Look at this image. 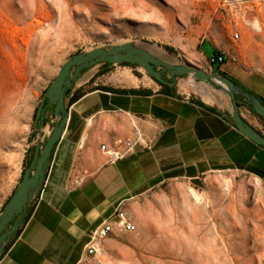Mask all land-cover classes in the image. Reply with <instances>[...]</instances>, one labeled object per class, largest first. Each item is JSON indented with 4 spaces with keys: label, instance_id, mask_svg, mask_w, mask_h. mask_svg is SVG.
I'll return each mask as SVG.
<instances>
[{
    "label": "crops",
    "instance_id": "crops-1",
    "mask_svg": "<svg viewBox=\"0 0 264 264\" xmlns=\"http://www.w3.org/2000/svg\"><path fill=\"white\" fill-rule=\"evenodd\" d=\"M103 1L110 15L113 9L120 12L104 28L155 41L167 40L172 28V0ZM248 17L253 24L262 26L263 33H255L253 26L242 30L241 47L242 54L248 55L247 66L229 56L218 69L210 65L212 55L207 56L201 47L205 42L213 50L217 46L204 36L189 39L187 59L205 70L209 66L212 71L226 73L264 100V8ZM256 53L259 58L253 56ZM96 72L73 83L69 97L74 92L79 97L70 105L71 128L67 130L68 120L53 151L42 191L27 207L18 230L0 256V264H77L84 256L89 233L118 206L172 179L202 187L218 180V173L237 171L264 190V147L234 125L228 95L223 94L222 103H218L178 88L174 94L166 93L149 76L142 75L137 80L131 69L120 64H111V71L94 77ZM120 72L127 77L118 80ZM98 86L126 92L104 91ZM240 111L264 134L257 115L244 106ZM118 140H132L133 146L111 161L107 151L125 149L126 145ZM27 150L28 146L20 157L21 165ZM79 176L84 177V182L75 185ZM102 256L97 257L98 264H113L108 255Z\"/></svg>",
    "mask_w": 264,
    "mask_h": 264
},
{
    "label": "rangeland",
    "instance_id": "rangeland-1",
    "mask_svg": "<svg viewBox=\"0 0 264 264\" xmlns=\"http://www.w3.org/2000/svg\"><path fill=\"white\" fill-rule=\"evenodd\" d=\"M172 2L167 40L155 41L104 28L120 12L113 9L110 15L103 0H0V204L22 178L20 169L27 166L21 165L24 150L30 147L27 157H31L39 134L47 138L56 122L49 106L44 111L47 121L43 126L38 122L40 131L34 126L45 90L69 57L135 42L172 62L192 63L186 52L189 39L204 36L214 44L227 39L216 11L219 0ZM39 33L43 35L38 38ZM201 51L209 56L213 47L205 42ZM121 67L131 69L136 78L149 76L141 66ZM93 70L98 65L84 71L76 82ZM206 71L218 73L209 66ZM126 75L120 72L116 78ZM174 84L199 98L203 97L197 89L206 87L218 103L225 94L190 75L178 76ZM68 101L69 97L67 105ZM219 174L213 184L202 187L172 179L125 202L121 207L131 214L138 230L113 233L102 253L107 251L113 264H264V190L244 173ZM190 187L203 193L206 203L196 204Z\"/></svg>",
    "mask_w": 264,
    "mask_h": 264
},
{
    "label": "water",
    "instance_id": "water-1",
    "mask_svg": "<svg viewBox=\"0 0 264 264\" xmlns=\"http://www.w3.org/2000/svg\"><path fill=\"white\" fill-rule=\"evenodd\" d=\"M123 62L143 67L148 74L161 82L174 83L178 76L190 75L197 81L219 87L232 100L231 118L233 123L254 142L264 147V134L245 119L236 97L240 95L245 98L255 112L263 118L264 103L256 94L245 90L230 77L211 73L187 61L178 63L166 60L150 47L135 42L106 45L86 52H79L69 57L60 66L57 76L50 83L39 105L34 121L36 130L40 131V128L37 127L38 122L39 126L44 125L45 106L43 104L45 100H47V105L53 108L56 122L47 138L43 139V134H39L31 162L25 168L13 194L0 211V256L14 232L18 230L27 207L40 195L47 179L53 148L59 143L69 120V107L65 99L67 87L75 83L83 71L89 70L95 65L100 63L121 64ZM164 73H166V78H164Z\"/></svg>",
    "mask_w": 264,
    "mask_h": 264
},
{
    "label": "built area",
    "instance_id": "built-area-1",
    "mask_svg": "<svg viewBox=\"0 0 264 264\" xmlns=\"http://www.w3.org/2000/svg\"><path fill=\"white\" fill-rule=\"evenodd\" d=\"M264 8V0H219L216 7L220 17V23L227 32V39L215 43L217 46V54L211 56L208 60L209 64H217L226 61L227 56L234 61L240 62L241 65L247 66L249 63L248 55H243L241 41L242 30L253 26L255 33L262 34V26H257L253 19L248 17L249 13L259 12ZM259 58L258 54H254ZM259 70L258 66H250ZM261 71V70H260ZM71 106L69 107L70 110ZM118 143H124V150L107 151L109 160L113 161L120 155L130 150L133 146L132 140H118ZM105 149V145L101 146ZM84 182V177L79 176L74 180L75 185H80ZM138 227L132 220L131 214L126 212L121 206H118L112 215L104 219L96 226L88 235V239L84 243V256H81L77 264H97L98 255L104 249V242L115 232H137Z\"/></svg>",
    "mask_w": 264,
    "mask_h": 264
},
{
    "label": "trees",
    "instance_id": "trees-1",
    "mask_svg": "<svg viewBox=\"0 0 264 264\" xmlns=\"http://www.w3.org/2000/svg\"><path fill=\"white\" fill-rule=\"evenodd\" d=\"M165 48L168 50V51H170V52H173V48H171V47H169V46H165ZM217 54V51L216 50H213V54H212V56H215ZM223 63H225V61L224 62H221V63H215V64H212V65H216L217 67H216V69H218V67L221 65V64H223ZM120 65H123V66H138V65H136V64H131V63H128V62H123V63H121ZM110 67H111V64H104V63H100V64H98V70H97V72L95 73V75H94V77H98V76H101V75H103V74H105V73H107L109 70H110ZM84 72V71H83ZM82 72V73H83ZM218 72V71H217ZM81 73V74H82ZM220 75H224V76H228L226 73H224V72H222V73H220V72H218ZM81 74L79 75V77L81 76ZM154 81H156L158 84H160L161 85V87H162V91L163 92H166V93H171V94H174L175 93V91H176V86H175V84L174 83H171V82H161L160 80H158V79H156L155 77H153V76H151L150 74H148ZM78 77V78H79ZM229 77V76H228ZM231 78V77H230ZM232 79V78H231ZM233 80V79H232ZM234 81V80H233ZM235 83H237L236 81H234ZM238 84V83H237ZM240 85V84H239ZM72 86H73V84H71V85H69L68 87H67V89H66V94H65V99L66 98H68L69 97V95H70V92H71V89H72ZM241 86V85H240ZM242 88H244L245 90H247V91H249V92H251L250 90H248L247 88H245V87H243V86H241ZM97 89H100V90H104V91H111V92H115V93H125L126 92V90H120V89H115V88H111V87H108V86H98V88ZM47 90V89H46ZM46 90H45V92H46ZM130 92H134V93H140V92H144V93H147L149 90H129ZM45 92H44V94H45ZM80 95V94H79ZM82 95V94H81ZM79 96L77 95V93L76 92H74L73 93V95L72 96H70L69 97V101H68V107L70 106V105H72V103H74L75 101H76V99L78 98ZM237 102H238V105H239V107H241V106H244V107H246L247 109H249L253 114H255V115H257L261 120H262V123H263V125H264V118L263 117H261L259 114H257L256 112H255V110L252 108V106L250 105V104H248V102H247V100L245 99V98H243L242 96H240V95H238L237 97ZM259 99L264 103V100L261 98V97H259ZM199 103L200 104H203L202 102H200L199 101ZM43 106H45V108L44 109H46V108H49V106L47 105V100H45L44 101V104H43ZM38 113V112H37ZM36 116H37V114H36ZM36 118V117H35ZM47 121V119L45 118L44 119V123ZM71 123H72V114H71V116H70V120H69V124H68V127H67V130L69 131L70 130V128H71ZM235 125V124H234ZM236 126V125H235ZM55 147H56V145L54 146V148H53V151H54V149H55ZM34 149H35V146L33 147V150H32V156L31 157H27V153H28V151L29 150H31V148L29 147L28 148V150H27V153H26V156H25V158H24V163L25 164H27V165H29V163L31 162V160H32V157H33V154H34ZM24 170H25V168L22 170V175H23V173H24ZM14 192V191H13ZM13 192H12V194H13ZM11 194V195H12ZM11 197V196H10ZM9 197V198H10ZM8 198V199H9ZM7 199V200H8ZM7 200L5 201V203L7 202ZM4 203V204H5ZM3 204V205H4ZM3 207V206H2ZM2 209V208H1Z\"/></svg>",
    "mask_w": 264,
    "mask_h": 264
},
{
    "label": "bare ground",
    "instance_id": "bare-ground-1",
    "mask_svg": "<svg viewBox=\"0 0 264 264\" xmlns=\"http://www.w3.org/2000/svg\"><path fill=\"white\" fill-rule=\"evenodd\" d=\"M41 35H43V34L42 33H39L38 38L41 37ZM154 52L156 54H158L159 56H161L162 58H164L162 55H160L159 53H157L156 50ZM164 59H166V58H164ZM197 90L200 92V94L202 95V97L205 100L209 101V102L218 101V99H219L218 97H212L208 93V91L206 90V87L198 88ZM189 192H190V195L192 196V198L195 200V203L196 204L206 203V199H205L206 197H205V195L203 193H199L196 189H194L192 187L189 188ZM102 255H108L107 254V251H104V253H101L100 256H98V257L102 259L103 258ZM104 259H106V258H104Z\"/></svg>",
    "mask_w": 264,
    "mask_h": 264
},
{
    "label": "flooded vegetation",
    "instance_id": "flooded-vegetation-1",
    "mask_svg": "<svg viewBox=\"0 0 264 264\" xmlns=\"http://www.w3.org/2000/svg\"><path fill=\"white\" fill-rule=\"evenodd\" d=\"M164 78H166V73H164ZM169 80H171V79H169ZM27 166H28V165H27ZM27 166H26V167H27ZM22 219H23V218H22Z\"/></svg>",
    "mask_w": 264,
    "mask_h": 264
}]
</instances>
